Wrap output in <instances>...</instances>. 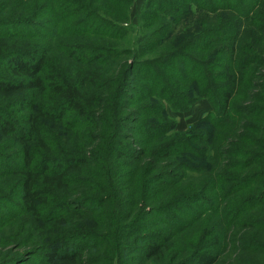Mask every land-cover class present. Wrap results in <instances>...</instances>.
Returning <instances> with one entry per match:
<instances>
[{"label":"trees","instance_id":"1","mask_svg":"<svg viewBox=\"0 0 264 264\" xmlns=\"http://www.w3.org/2000/svg\"><path fill=\"white\" fill-rule=\"evenodd\" d=\"M146 3L0 0V264H264V0Z\"/></svg>","mask_w":264,"mask_h":264},{"label":"rangeland","instance_id":"2","mask_svg":"<svg viewBox=\"0 0 264 264\" xmlns=\"http://www.w3.org/2000/svg\"><path fill=\"white\" fill-rule=\"evenodd\" d=\"M147 0H131V4L128 7L129 12V30L128 35H126L123 39H119L117 41L113 42H107L104 46L111 48L113 55H115V59H111L113 62H117L119 60H125L128 62H145L146 60H155V59H161L162 56L166 54H173L175 52H181V53H187V49L183 48V45L187 44V40L183 41V33L187 34V27L190 25H194V18L190 21H185L181 24H179L177 28V33L181 37H174V39L169 43V41L156 49L152 50L151 52H146L140 50L137 42V38L142 33L148 32L147 30H143V23L146 21L142 19V24L140 20V15L143 17V13L146 12L145 6ZM145 14V13H144ZM108 18V17H107ZM168 20H171V17H167ZM128 24H126L127 26ZM141 25V26H140ZM16 28L9 29V32H12ZM144 43V42H143ZM169 43V44H168ZM145 44V43H144ZM133 50L132 53H126V50ZM119 51L118 54H116V51ZM114 51V52H113ZM122 52V53H120ZM134 53H138L140 56L135 59ZM120 54V55H119ZM54 58L60 57L62 58V67L63 68H81L83 64L81 63H70V60L68 58H65L61 56L57 51L53 52ZM134 58V59H133ZM71 66V67H70ZM211 108L210 103L207 100H201L194 104L190 110L185 112H173L170 111L171 118L174 120V123L177 121V128L175 130L170 131L171 137L177 136L179 134L178 132L185 131L188 129L192 130V128L195 130V128H200L203 126V129L211 128L209 125H205V123H201L206 116H208V111ZM132 110V109H131ZM128 112V111H126ZM202 120V121H201ZM130 128H135L134 123H129ZM202 129V130H203ZM179 130V131H177ZM210 130V129H209ZM125 133L128 134L129 138H134L136 135H132L130 130H125ZM132 139H129L127 141V144H131L133 148L135 145L133 144L134 141ZM1 214V211H0ZM197 234V233H196ZM196 240L195 235L194 236H188L187 237V246L190 248L192 247V243ZM182 239L178 242V246L182 244ZM191 243V244H190ZM15 248V247H14ZM13 248V250H14ZM188 249V248H187ZM20 251V250H18ZM188 251V250H187Z\"/></svg>","mask_w":264,"mask_h":264}]
</instances>
